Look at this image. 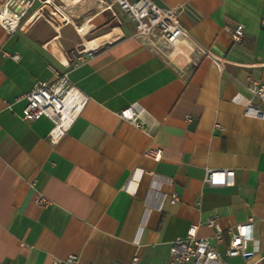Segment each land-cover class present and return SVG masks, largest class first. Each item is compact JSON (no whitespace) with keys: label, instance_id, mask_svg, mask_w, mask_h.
<instances>
[{"label":"crops","instance_id":"0c3cea01","mask_svg":"<svg viewBox=\"0 0 264 264\" xmlns=\"http://www.w3.org/2000/svg\"><path fill=\"white\" fill-rule=\"evenodd\" d=\"M52 2L68 17L57 29L43 18L0 26V264H163L190 225L222 252L248 218V253L207 264H264V118L244 114L264 110L249 91L264 81V0H155L179 8L188 35L165 57L112 0ZM236 24L240 41L225 29ZM82 48L92 56L77 59ZM64 72L88 101L54 140L48 118L23 117V94ZM131 102L138 126L117 115ZM208 168L232 171L231 183L206 184Z\"/></svg>","mask_w":264,"mask_h":264},{"label":"built area","instance_id":"2783aa9c","mask_svg":"<svg viewBox=\"0 0 264 264\" xmlns=\"http://www.w3.org/2000/svg\"><path fill=\"white\" fill-rule=\"evenodd\" d=\"M133 22L134 36L152 52L160 56H167L181 39L188 37L187 31L179 20L178 7H161L155 0H112ZM106 7H110L106 5ZM45 19L54 29L67 21L63 8L54 4L52 0H0V26L7 32L26 30L37 19ZM234 41H240L243 36V25L225 26ZM91 51L80 49L76 51V58L81 59L80 54ZM4 55L13 60H19L17 52H4ZM218 62V58L213 56ZM252 96L264 103V81L254 83L249 87ZM26 103L23 108V117L37 119L40 116L48 118L52 126L48 136L54 140L61 138L70 128L74 120L80 115L88 101V95L76 87L68 78L67 73L58 74L53 80H37L33 87L23 94ZM250 104L244 108L245 115L264 118V110L250 111ZM142 108L138 102H131L121 109L117 115L120 119L138 126V118ZM189 120V117H187ZM154 159L161 156L160 149L148 150ZM232 171L208 168L204 182L208 185H226L231 183ZM175 194L171 196V202L176 201ZM44 200L39 198V202ZM206 224L213 228L212 237L216 241L222 239V229L217 223V216L211 215ZM252 219L237 224L234 230H228V243L226 248L218 251L207 238L197 235V226L190 225L183 236H176L170 243L168 258L163 264H189L212 263L221 260L223 256H245L247 242L252 239L249 229ZM52 264H77L73 255L65 260L54 259ZM92 264V263H86ZM127 264H147L140 262L137 256H133Z\"/></svg>","mask_w":264,"mask_h":264},{"label":"bare ground","instance_id":"6f19581e","mask_svg":"<svg viewBox=\"0 0 264 264\" xmlns=\"http://www.w3.org/2000/svg\"><path fill=\"white\" fill-rule=\"evenodd\" d=\"M99 18V17H98ZM90 19V18H89ZM97 19V18H96ZM87 21H88V18H87ZM86 21V23H83L81 26H79L78 27V31L81 33V34H83L86 30H87V28L89 27V21L87 22ZM85 22V21H84ZM91 22V21H90ZM92 23V22H91ZM93 25V24H92ZM116 31V30H115ZM114 33V32H113ZM113 33H110V34H107V35H105L104 37H102V38H100V39H95V40H92V41H85V44H86V46L87 47H93V46H95L98 42H100L101 40H105V39H107V38H109L110 36H112L113 35ZM117 33V32H116Z\"/></svg>","mask_w":264,"mask_h":264}]
</instances>
